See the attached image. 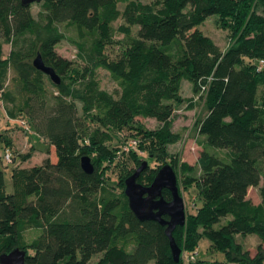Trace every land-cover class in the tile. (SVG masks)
Here are the masks:
<instances>
[{
	"label": "trees",
	"instance_id": "obj_1",
	"mask_svg": "<svg viewBox=\"0 0 264 264\" xmlns=\"http://www.w3.org/2000/svg\"><path fill=\"white\" fill-rule=\"evenodd\" d=\"M125 2L121 10L119 0H42L35 17L32 5L0 0V39L13 43L7 58L0 48V90L10 68L18 87L6 112L9 118L27 115L28 120L21 118L56 157L14 167L12 192L0 170V255L23 249L27 264H92L100 254L95 264H264V203L249 197V190L263 183L264 201V67L257 70L264 59V16L250 12V0ZM215 14L236 38L226 50L199 28ZM119 19L125 23L115 29ZM65 22L75 26L80 39L93 37L86 56L93 68L87 66L82 74L56 50L66 37L59 26ZM115 31L129 40L121 56L110 59L106 48ZM79 47L84 50L83 44ZM39 53L60 75V84L34 67ZM96 68L110 72L119 88H102ZM183 80L191 83V97L183 96ZM48 85L57 94L50 95ZM197 97L206 108L197 123L203 147L199 176L168 150L179 140L171 131L174 112L184 104L195 109ZM139 118H154L162 125L149 130ZM124 128L135 134L115 145ZM1 137L2 158L12 163L11 140ZM132 140L138 142L135 148L129 146ZM139 148L152 162H170L179 170L180 193L182 188L197 189L201 206L173 232L182 248L179 262L166 226L138 219L124 192L125 180L145 163L137 156ZM7 150L12 161L5 159ZM84 156L91 158L92 174L82 167ZM122 157L135 167L120 180L123 190L117 193L105 173L125 161ZM158 171L146 165L138 182L151 185ZM163 196L172 199L168 189ZM238 234L259 237L255 256L237 241ZM204 237L225 253L226 261L197 258ZM185 252L195 258L186 262Z\"/></svg>",
	"mask_w": 264,
	"mask_h": 264
},
{
	"label": "rangeland",
	"instance_id": "obj_2",
	"mask_svg": "<svg viewBox=\"0 0 264 264\" xmlns=\"http://www.w3.org/2000/svg\"><path fill=\"white\" fill-rule=\"evenodd\" d=\"M125 1L126 0H119L118 6L121 10H123L126 5ZM137 1L153 4L157 0ZM248 8L250 9V12L254 11L256 14L264 16V3H262L261 0H250V6H248ZM40 10L41 3L32 4L31 11L35 17H38ZM124 23L125 20L119 19L114 23V28L117 29ZM59 26L61 32L65 34L66 37L56 46L57 52L73 62L74 69L77 73H84L87 66H91V68H93V64L89 63V60L86 57L91 53V47L93 44L92 35H89L84 39H80L74 25L65 22L60 23ZM138 28L139 26L133 27V37L137 35ZM199 28L205 33V35L211 37L222 50H226L236 39L233 37L231 28L229 29L224 27L217 14L208 17L207 20L199 26ZM128 40V37H126L123 33L115 31L112 43L106 48V53L110 59H117L121 56L122 47L126 46ZM80 44L84 45V50L79 47ZM0 48H2L3 58H7L13 49V43L1 38ZM81 53L85 57H82ZM95 77L99 80L101 87L108 91L113 92L119 88L117 81L112 77L110 72L103 68L95 69ZM4 87V89L0 90V170L4 171L7 191L12 192L13 184L11 176L12 169L14 167H30L41 164L47 156H51L54 161L56 160V157L54 151L49 148V144L44 140V138H41L37 133H35L29 124L23 122L22 118L28 120L27 115L20 114L18 118L8 117L5 107L7 104H11L9 101L13 100L18 91V87L14 84V71L12 68L8 71ZM48 88L50 95L53 91L57 94V91L52 86L48 85ZM182 90L184 97H191L193 95L192 86L188 80H183ZM261 91H263V87H261ZM6 92H9L10 96L6 97ZM196 101L197 105L195 109L188 110L186 104H184L181 107H178L174 112V117L171 121V131L173 134H178L179 140L176 143L169 145L168 150L171 154L178 156L181 162H186L193 166L195 168V176H199L202 170L200 157L203 147L200 143L202 136L199 134L197 123L205 116L206 108L203 101H201L198 97L196 98ZM79 106L81 108V104H79ZM139 121L149 130H158L162 125L154 118H139ZM133 134L135 133L130 131L128 128L120 130L117 133V139L114 141V144L121 145L123 141L131 138ZM1 136H6L11 140V147L15 156L14 162L12 163H7L4 158H2L5 144ZM136 152L138 154L137 156L142 158L146 165L150 164L151 167L157 168L158 170L167 163L171 164L170 162H152L147 153L143 152L140 148ZM121 159L125 161H122L121 164L111 166L105 173L106 180L116 189L117 193L122 192L123 190L120 185V180L129 172L130 168L135 167L133 161L129 160V158L124 159L122 157ZM102 165L106 167L108 163L103 162ZM174 169L175 171H179L176 168ZM179 178L182 179L180 174ZM262 186L263 183H261L259 187H253L249 190V197L257 204L264 203L261 196ZM181 190V194L185 200L186 214H195L198 207L201 206V201L197 194L196 187H192L189 190H184L182 188ZM31 238L32 234L28 233L27 239ZM236 238L239 243L250 251L251 255H256L257 247L261 243L257 235L242 236L238 234ZM211 244L212 242L207 237L202 238L201 241H199V246L196 250L197 258L210 261H226L225 253L214 249ZM29 252L34 254V251L32 250ZM192 255L193 253L191 252H185L184 259L186 262L192 258ZM101 257V254L95 256L91 263H97L100 261ZM150 264L154 263L151 262Z\"/></svg>",
	"mask_w": 264,
	"mask_h": 264
},
{
	"label": "water",
	"instance_id": "obj_3",
	"mask_svg": "<svg viewBox=\"0 0 264 264\" xmlns=\"http://www.w3.org/2000/svg\"><path fill=\"white\" fill-rule=\"evenodd\" d=\"M42 0H21L23 6H30ZM36 69L47 74L55 84L61 83V77L56 70L47 65L39 53L33 60ZM82 167L88 174H92L95 167L89 156L82 158ZM146 167L144 163L131 176L125 180V194L128 197L129 206L141 221H157L166 226V234L170 238V245L174 260L180 261L182 248L176 242L173 232L177 226L186 224L187 214L185 200L178 186L177 174L171 164L163 165L157 172L153 182L144 186L138 182L140 173ZM168 189L172 199L167 200L163 196V190ZM167 217V218H166ZM26 250L15 248L9 253L0 255L1 264H27Z\"/></svg>",
	"mask_w": 264,
	"mask_h": 264
},
{
	"label": "built area",
	"instance_id": "obj_4",
	"mask_svg": "<svg viewBox=\"0 0 264 264\" xmlns=\"http://www.w3.org/2000/svg\"><path fill=\"white\" fill-rule=\"evenodd\" d=\"M264 67V59H261L258 63V67L257 70L260 71L262 70V68ZM24 122V121H23ZM25 123V122H24ZM138 145V142L136 140H132L129 144L130 147L135 148ZM5 159L7 161H12V152L10 150H7L5 153ZM192 258L194 259L195 256H192Z\"/></svg>",
	"mask_w": 264,
	"mask_h": 264
}]
</instances>
